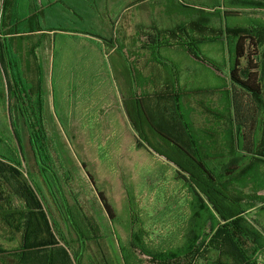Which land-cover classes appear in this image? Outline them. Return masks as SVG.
Instances as JSON below:
<instances>
[{
	"label": "trees",
	"instance_id": "16d2710c",
	"mask_svg": "<svg viewBox=\"0 0 264 264\" xmlns=\"http://www.w3.org/2000/svg\"><path fill=\"white\" fill-rule=\"evenodd\" d=\"M257 1L258 6L264 7V0ZM9 5L3 0L0 9V70L8 72L5 81L0 74V100L2 108L9 111L13 108L17 128L10 121L9 129L4 117H0V264H130L132 251L141 252L151 264L250 261L257 245L246 238L242 215L256 206L257 199L255 203L252 199L243 204L227 187L238 170L235 165L245 159L248 162L244 168L249 169L248 163L256 154L258 126L264 114V22H251L223 32V36L228 33L233 39L229 66L231 122L224 136L229 143L223 146L226 154L213 153L211 149L215 147L199 143L204 138L199 140L200 137L191 134L188 129L191 124L174 113L183 91L174 89L172 82L154 96L164 105L161 111H155L147 103L151 96L132 91L131 84L120 81L111 71L120 91L124 121L133 130L136 147L172 164L176 177L189 188L195 208L200 209L197 225L194 217L189 221L183 245L162 251L142 245V233L139 235L142 224L139 226L133 216L129 217L126 246L120 239L115 241V230L109 227L112 222H108L115 218L114 209L105 193L95 186L86 163L79 158L69 162L57 157L58 152L43 127V105L38 97L40 67H30L27 60L30 57L35 60L36 48L46 43L48 35L43 30H64L44 29L37 21L33 22L29 13L20 19L10 18L8 13L5 18ZM223 15L240 17L233 11H224ZM17 26L24 29L21 34L15 31ZM176 30L185 33L182 27ZM34 32H38L36 37L31 36ZM170 33L175 36L174 31ZM22 34L27 35L23 40L28 41L23 54L15 49L16 44L24 43ZM85 35L107 42L109 48L103 53L116 54L117 59L128 62L129 51L112 50L113 38ZM179 44L191 52L195 48L185 39ZM22 60L25 65L27 62L24 67L20 66ZM238 92L251 98L250 107L243 106ZM32 107L39 110L38 115H29L28 109ZM258 227L264 233V228Z\"/></svg>",
	"mask_w": 264,
	"mask_h": 264
},
{
	"label": "rangeland",
	"instance_id": "374dc122",
	"mask_svg": "<svg viewBox=\"0 0 264 264\" xmlns=\"http://www.w3.org/2000/svg\"><path fill=\"white\" fill-rule=\"evenodd\" d=\"M129 1L93 0L94 12L92 0H87L82 4L84 10L45 20L44 29L56 27L75 36L47 34L46 43L50 47L41 44L43 46L35 50L36 59L30 57L27 62L30 67L38 62L42 65L39 76L41 95L37 99L42 102L43 127L58 152L57 157L67 158L69 162L72 158H79L86 163L95 186L105 193L114 209L115 218L108 221L112 222L109 227L114 228L117 236L114 240L120 239L126 246L129 217L133 216L139 226L142 224L139 233H142V245L163 251L183 245L189 221L193 217L196 219L200 209L195 208L189 188L176 177L175 167L163 157L137 148L133 131L126 129L120 118L118 122V110H123L120 91L112 81L111 72L117 55H106L91 44L96 41L90 42L92 38L84 35L89 33L104 39L113 37L118 42L119 51L127 50L130 46L124 43L125 30L120 26L124 19H118V13L119 8ZM257 2L156 0L151 8L155 30L138 31L135 28L137 32L126 37L127 41L136 42L132 58L130 52L127 58L133 59L140 73L135 92L151 96L147 103L153 110L161 111L163 102L154 96L156 92L164 91L165 86L169 88L172 82L174 89L183 91L180 102L176 103L178 111L174 113L186 124H191L188 128L191 134L200 137L199 140L204 138L199 143L215 147L211 149L213 153H227L223 146L229 142L224 136L231 122L229 66L233 39L228 33L223 36V32L248 26L251 22L263 23L264 7L258 6ZM1 4L0 1V9ZM102 5L104 9L100 11ZM224 11L236 12L240 17H224ZM8 13V10L4 12L5 18ZM128 15L125 12L123 18ZM9 17H12L11 13ZM177 27L184 28L185 33L176 30ZM21 30L24 29L20 26L15 28L17 34H21ZM37 35L38 32L31 34L33 37ZM25 36H21L24 46L28 45V41L23 40ZM184 39L195 46L192 48L194 54L180 46L179 42ZM99 44L100 48H109L107 42ZM258 52L260 55L261 51ZM45 62H49V66L44 67ZM177 72L182 75H175ZM85 93L91 95L98 105L84 111L88 114L78 105L71 109L62 106V98L71 96L73 99L75 95L80 97ZM238 93L243 106L250 107L251 98ZM168 107H172L171 102ZM13 112V108L10 111L7 107L2 108L0 100V117H4L9 129L12 128L10 121H13V128H17ZM28 112L34 116L39 110L32 107ZM258 127L256 154L251 164L248 163L250 168L245 169L248 161L241 159L235 165L238 170L230 177L232 180L227 187L230 194L238 196L243 204L252 199L255 203L257 199L256 206L242 215L246 238L257 248L250 261L241 259V263L232 261L231 264H264V233L258 227L264 228V114ZM5 143L8 144L6 140ZM13 143L18 151L17 144ZM249 196L251 198H247ZM195 223L197 225V219ZM132 252H129L130 264H151L141 252Z\"/></svg>",
	"mask_w": 264,
	"mask_h": 264
},
{
	"label": "crops",
	"instance_id": "0c3cea01",
	"mask_svg": "<svg viewBox=\"0 0 264 264\" xmlns=\"http://www.w3.org/2000/svg\"><path fill=\"white\" fill-rule=\"evenodd\" d=\"M1 3L3 2V0H0ZM87 0H6V3H10V5L8 6V12L11 13V16L14 18H24V17H28V13L31 14V17L33 19V22L40 23L42 26H45L44 24L47 22L45 20L51 19L54 17L56 18V16L58 17H66L67 13H77L81 10H84L85 8H82V4L84 2H86ZM156 1V0H155ZM154 0H143L138 2L137 0H131L128 2V4L122 8H119V17L118 19L121 18V20L124 19V21H122V25H120L121 27L124 28L125 33H124V43L128 44L130 47L127 48V51H129L131 53L130 58H132V54L134 53V51L136 50V42H130L127 41V36L130 35H134L137 31H141L142 29H153L154 28V24H153V12L152 9L153 5H154ZM93 3V0L92 2ZM105 3V2H104ZM106 5V3H105ZM94 6L96 11V6L94 5V3L92 4V7ZM121 6V4L119 3V7ZM7 8V7H6ZM104 6L102 5V7L99 9L100 11H103ZM92 10V8H91ZM93 11V10H92ZM127 13L128 16H125L123 18V14ZM152 14V15H151ZM240 15V14H239ZM150 23V24H149ZM149 24V25H148ZM48 28H56V27H48ZM136 28V29H135ZM44 34H48V35H52L55 33L58 34H63L66 36H75L72 35L70 33H67V31H59V32H55L54 30H43ZM85 35V33H84ZM87 36V35H86ZM89 37V36H88ZM91 38V37H90ZM113 38V37H112ZM113 44L116 47L113 48L112 50H119V48H117V44L118 43L115 39H113ZM91 41H96V42H91ZM136 41V40H135ZM91 44L94 45L95 47H99V50L104 51L105 49L100 48V42L99 40H95V39H91L90 40ZM98 42V43H97ZM103 43V42H101ZM43 45L45 48H49L50 44L48 43H43ZM41 45V46H43ZM26 46H24V44H16L15 45V49H19V51H21V54H23V51L25 50ZM39 47H37L38 49ZM44 48V49H45ZM123 50V49H122ZM22 56V55H20ZM39 60V58L37 57V61ZM44 62V59H43ZM27 65V62H26ZM25 65V61H21L20 66L24 67ZM36 67L39 66L40 67V63H36L34 64ZM3 66H5L6 68V64H4ZM42 66V65H41ZM44 67L49 66V62H45L43 64ZM113 71L114 73L118 76V79L120 81H123L127 84H131L132 88L134 91L136 89L135 85L137 82V80L140 77V73L137 70L133 59H128V62L126 63L125 61H123L121 58H118L117 60L114 61L113 63ZM86 67V66H85ZM21 73H23L21 71ZM0 74L2 79L5 81V78H7L8 80V72L7 70H5L3 72V70H0ZM175 74V73H173ZM175 75L179 76L182 75V73L177 72ZM109 80V77H108ZM113 81V80H112ZM116 86V85H115ZM157 93V92H156ZM145 94V93H142ZM102 100H104V98H101ZM121 100V96L119 95V101ZM61 104L64 108L66 109H71L74 106L78 105V107H80V109H82V111H86L87 109L91 108H96L97 105V101H95V99L89 95V94H84L81 95L80 97H78L77 95H75V98L72 99L71 96H68L67 98H62L61 99ZM117 109H119V107H117ZM85 114H88L86 112H84ZM119 116H118V122H119V118L121 119L124 127H126V129H128L129 131H133L130 127L129 124L126 123L125 120V116L124 113L122 111H119ZM133 134V133H132Z\"/></svg>",
	"mask_w": 264,
	"mask_h": 264
}]
</instances>
